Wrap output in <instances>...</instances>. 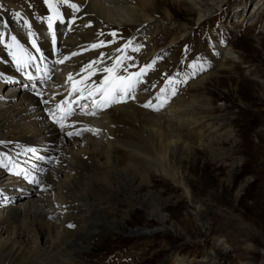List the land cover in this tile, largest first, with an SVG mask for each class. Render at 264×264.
Listing matches in <instances>:
<instances>
[{
	"label": "bare ground",
	"instance_id": "6f19581e",
	"mask_svg": "<svg viewBox=\"0 0 264 264\" xmlns=\"http://www.w3.org/2000/svg\"><path fill=\"white\" fill-rule=\"evenodd\" d=\"M5 1L12 6L14 14L7 16L0 12V25L7 18L11 27L6 32L0 27V38L14 35L16 57L33 52L34 48L40 49L46 56L44 68L51 77L50 85L59 92L63 89L66 75L75 77L79 71L83 72L86 65L92 64L91 71L94 74L89 76L87 70L88 76L90 79H99L101 75L94 70L98 65L111 64L110 57H122L118 46L121 42H129V39L108 40V34H104V23L115 27L144 22L142 28L149 38L144 50L145 53L150 51L146 54L149 57L155 52L154 48L149 47L150 39L166 22V19L159 17V0H68L69 4L60 9L63 17L54 21L52 18L51 27L49 17H54L58 11H49L46 19L36 24L31 23L26 10ZM193 2L202 5L206 1ZM72 4L77 5L79 11L73 9ZM204 8L200 12L205 17L211 9L206 6ZM259 9L260 6H257L256 11L259 12ZM30 28L33 30L31 33ZM179 30V35L174 34L170 39L173 45L178 38L188 34L187 24L180 26ZM24 31L27 33L24 34ZM167 32L170 35L172 31ZM137 35L138 33L132 35L131 39ZM36 36L41 40L35 39ZM92 36L98 39V45L103 41L102 46L93 48ZM4 53V48L0 46V71L11 73H0V161L3 157L10 156L26 163L27 151L43 140L49 143L48 155L57 158L58 163L43 174L42 180L46 188L37 195L23 189L17 191L19 186L14 181H8L6 170L0 166V190L17 186L8 195H0V264H75L77 255L89 248L96 235L110 234L120 229L122 221L113 219L112 215L101 208L114 203L112 193L121 188L128 190L130 197L134 195L138 198V193L135 192L137 186L149 182L153 174L181 187L192 202L191 190L178 167L182 159L179 154L192 153L191 145L194 141L205 149L207 147L211 154L216 153L217 148L220 149L219 140L215 139L214 142V138H211L208 144L204 141L206 132H216L212 125L219 127L222 121V115L210 111L211 104L206 101L205 94L169 96L170 106L164 113L175 118L174 123L180 131L185 132L183 135L175 133L164 125V122L171 124L170 120L162 121L160 117L156 118L157 114L144 110L146 103L156 104L152 97L157 92V88L151 89L153 75H150L152 78L144 76L140 79L141 88L137 89L133 100L110 107L95 119L103 127V133L97 137L84 133L64 139L57 129L45 125L40 119L45 107L41 109L38 103L31 101L30 96L20 95L9 88L11 83L20 80H17L16 73H12L8 57ZM100 54H103L102 59L98 58ZM211 59L213 68L222 66L221 69H224L230 65L227 64L230 59L234 61L237 57L226 44L216 43ZM167 66L160 65L156 74L160 70H166ZM216 72L215 70L210 75L203 72L192 88H201ZM44 94L50 100L56 96L47 89ZM75 122L78 123L79 120ZM254 188L258 195L264 196L262 177ZM144 201L150 204L149 214L156 217V224L151 232L161 231L167 221L161 199L149 192ZM258 206H261L259 214L263 216L264 201L258 197L250 205L241 206L239 218L248 219L247 213ZM194 212L195 216L202 217L200 208L195 207ZM95 226L99 230H95ZM148 232L138 229L134 234ZM224 246L221 243L217 251L227 252ZM215 258L214 254L207 251L203 262L213 264Z\"/></svg>",
	"mask_w": 264,
	"mask_h": 264
},
{
	"label": "rangeland",
	"instance_id": "374dc122",
	"mask_svg": "<svg viewBox=\"0 0 264 264\" xmlns=\"http://www.w3.org/2000/svg\"><path fill=\"white\" fill-rule=\"evenodd\" d=\"M8 1L26 10L31 23H42L48 12L54 11L48 0ZM52 2L56 3L58 11L52 17L54 21L63 17L60 9H64L69 1ZM159 2V17L166 22L150 39L149 47L155 49L151 56L146 55L150 51L145 53L144 50L148 43V34L142 28L144 22L115 27L105 23V29L110 38L120 36V30L126 37L142 32L135 36L139 39L135 49L139 50L133 51V56L140 59L139 63H147L149 58L159 54L157 68L168 65V71L177 68L185 72L180 79L186 87L176 94L206 95V101L211 104L210 111L222 115V121L219 127L212 125L216 134L206 132L204 141L208 144L211 138L214 142L217 139L220 149L211 154L207 147L205 149L194 141L192 153L179 154L183 160L180 159L178 167L191 190L192 202L181 187L156 174L145 185L137 186L138 198L130 197V192L121 188L112 193L114 203L101 208L113 219L122 221L120 229L96 235L89 248L77 255L75 264H204L207 251L216 257L213 264H264L261 206L251 209L247 213L248 219L239 218L241 206L250 205L258 197L264 201V196L258 195L254 188L261 177L264 179V0H204L202 5L193 0ZM205 6L211 11L204 17L200 11ZM257 6H260L259 12ZM13 10L7 1L0 0V12L12 16ZM3 24L7 27L2 31L11 30L7 21ZM184 24H187L188 34L171 44V37L178 36L180 26ZM29 31L31 33L32 28ZM167 31L172 32L169 35ZM13 38L14 35L0 38V46L5 50L12 73L20 80L18 68L11 62L16 56ZM35 39L41 40L38 36ZM92 39L98 45V39L93 36ZM216 43L226 44L237 57L234 61L230 59L227 63L230 65L224 69L222 66L213 68L211 64ZM215 70L217 72L201 88H192L201 71L210 75ZM150 75L154 77L153 73L145 77L152 78ZM157 115L156 118L160 117L162 121H171V124L164 122L169 130L183 135L184 131H180L169 113L157 112ZM16 187L0 190V195H8ZM149 192L161 199L167 217L161 231L151 232L156 217L149 214L150 204L144 201ZM195 207L200 208L202 217L195 216ZM138 229L149 232L134 234ZM95 230L99 228L95 226ZM221 243L225 244L227 252L217 251Z\"/></svg>",
	"mask_w": 264,
	"mask_h": 264
},
{
	"label": "snow or ice",
	"instance_id": "6c2138e0",
	"mask_svg": "<svg viewBox=\"0 0 264 264\" xmlns=\"http://www.w3.org/2000/svg\"><path fill=\"white\" fill-rule=\"evenodd\" d=\"M67 0H57V3H66ZM49 7L53 8L54 11H57V5L56 3H53L52 0H48ZM71 7L75 9L76 11H79V7L75 4H72ZM58 14V13H57ZM51 21L52 17H49V27H51ZM112 35H115V33H112ZM15 39V38H13ZM101 45L94 44L92 45L93 48L99 47ZM129 45H125V47H128ZM135 50H139L138 48ZM23 51V50H21ZM119 51V50H118ZM73 55H76V53H73ZM103 55V54H101ZM18 63H23L22 58H18ZM60 63H63V61H60ZM121 63V60L118 58L116 63L111 68H104L103 71L108 73L109 75L105 76L104 79L100 82L99 86H95V91H89V96H95L97 93L100 94L99 100H93V105L97 107H108L109 105L113 103H121L124 102L125 97L128 96L129 93L133 91V89L136 87V84L139 82V78L141 75L148 69L151 68L152 65H146L145 68H142L140 72L137 73H131L127 76L119 75L116 72V69L119 67ZM86 69L89 70V76L93 75L94 72L91 71L92 64L86 65ZM83 71V70H82ZM126 71V69H125ZM69 80H72L73 77L71 74H69L68 77ZM84 79H88V77H84ZM82 81H76L73 83L72 91H77V83H81ZM163 91V89L161 90ZM165 101L160 102V106H163V103ZM144 107H155L151 102L146 103ZM70 114V110L69 113ZM95 114V113H92ZM63 117H61L62 119Z\"/></svg>",
	"mask_w": 264,
	"mask_h": 264
}]
</instances>
